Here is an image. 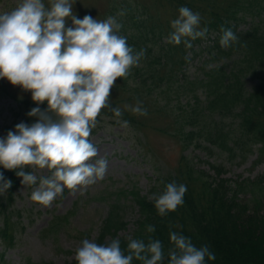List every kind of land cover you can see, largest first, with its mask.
<instances>
[{"label":"trees","instance_id":"obj_1","mask_svg":"<svg viewBox=\"0 0 264 264\" xmlns=\"http://www.w3.org/2000/svg\"><path fill=\"white\" fill-rule=\"evenodd\" d=\"M115 1L102 0L99 20L115 16L126 8ZM126 2L131 9L118 17L123 25L120 34L136 51L146 50V55L127 78H117L111 89L110 103L122 110L120 119L127 120L141 136L154 131L174 138L181 146L177 166L155 178L152 196L162 194L171 182L187 186L183 205L164 217L158 214L150 199L152 196L143 194L136 184L126 189V196L138 210L130 237L145 243L149 237L159 239L164 248L163 264H168V249L173 247L171 232L189 237L197 247L207 245L216 258H206L205 264H264V175L253 180L231 179L222 175L224 166L215 163L210 164L214 172L210 174L185 153L193 145L209 151L217 148L234 152L241 158L255 149L258 152L255 162L264 158V0ZM181 7L199 12L201 28H208L206 37L192 41L190 49L183 42L174 45L166 40L173 31L171 21L178 18ZM221 27L231 28L238 37L228 48L220 46ZM202 54L207 55L201 67L203 75L189 80L186 68ZM224 58L232 63L230 68L226 62L207 66ZM247 77L257 80L250 89L245 86ZM175 82V88L181 90L172 92ZM198 88L206 91L203 99L196 93ZM0 92L8 94L10 91L0 86ZM181 94L191 95L184 105L179 100ZM15 100L19 105L17 111H13L14 123L3 127L6 136L21 122L31 125L37 121V117L28 116L31 109L48 107L47 101L37 104L32 96ZM138 101L147 109L146 116L134 115L125 109V105L135 106ZM17 117H20L18 122ZM104 118L116 123L110 109L102 110L99 122ZM23 170L30 172L27 166ZM17 171L19 169L7 170L0 166V173L12 181V186L0 195V238L8 247L14 243L16 230L11 206L22 180L16 175ZM118 209L119 205L111 204L93 242L107 244L119 239L127 254L128 237L118 236V231L126 226ZM148 225L155 227L154 233L146 231ZM106 236L110 237L108 241H104ZM23 264L38 263L29 260ZM64 264H78V261ZM132 264L142 262L134 259Z\"/></svg>","mask_w":264,"mask_h":264},{"label":"clouds","instance_id":"obj_2","mask_svg":"<svg viewBox=\"0 0 264 264\" xmlns=\"http://www.w3.org/2000/svg\"><path fill=\"white\" fill-rule=\"evenodd\" d=\"M75 0H22L12 11L0 14V78L12 85L30 91L37 104L47 101V109L35 107L28 116L37 117L31 125L23 122L0 138V166L16 170L21 183L34 187L31 200L39 205L51 206L57 196L67 189L82 192L102 181L108 171L106 158L98 156L97 147L90 136L99 123L102 110L110 109L116 123L128 128L129 122L120 119L119 107L110 103L111 89L117 78H127L134 67H139L146 50L136 51L120 34L123 27L118 17L104 20L85 15L77 18L73 12ZM71 20L72 26L66 27ZM201 16L188 7L179 9L177 19L171 21L172 32L167 42L186 48L192 41L204 38L208 28H201ZM220 46L228 48L238 41L231 28L221 27ZM134 115L146 116L147 109L138 101L135 106L125 105ZM50 172L38 177L25 167ZM12 186L0 173V195ZM187 192L185 184L168 183L162 194L150 199L161 217L183 205ZM148 225L146 231L154 233ZM127 254L119 239L98 244L84 239L75 250L78 264H163V244L159 239L127 238ZM173 247L168 249V264H205L215 260L207 245L197 247L189 237L170 233Z\"/></svg>","mask_w":264,"mask_h":264},{"label":"rangeland","instance_id":"obj_3","mask_svg":"<svg viewBox=\"0 0 264 264\" xmlns=\"http://www.w3.org/2000/svg\"><path fill=\"white\" fill-rule=\"evenodd\" d=\"M47 1L44 2L46 6L50 3V0ZM116 1L121 7L125 5V12L131 9L126 5V0ZM21 2L22 0H0V14L14 10ZM101 4L102 0H75L73 12L80 19L90 15L99 20L103 10ZM71 26L69 19L66 21V27ZM205 58L207 55L202 54L189 63L186 68L189 80L203 75L201 67ZM222 62L231 67L232 63L227 58L217 63L211 62L207 66ZM256 82L255 77H247L245 86L250 89ZM173 85L172 92L181 90L175 88L176 82ZM0 86L10 91L8 94L0 92V138H6L3 127L14 123L13 111H17L19 105L15 98L29 97L32 94L19 85H12L4 78H0ZM196 93L200 99L206 95L203 88H198ZM190 98V94H181L179 100L184 105ZM173 101L175 102V99ZM18 121L20 117L16 118V122ZM10 131H15V128ZM140 134L130 126L122 128L109 118L99 122L91 133L90 140L98 149V156L93 160L106 158L108 161L105 178L82 192L71 193L65 189L51 206L45 207L31 200L32 191L38 184L25 186L20 183L11 206L12 220L16 222L14 243L8 247L0 238V264H23L29 260L38 264H64L66 261L75 260V250L81 242L84 239L93 241L98 236L101 221L109 213L112 203L119 205L118 213L126 222V226L118 231V236H131L138 210L130 197L126 196V189L136 184L143 194L152 196L151 187L155 178L173 170L182 153L179 142L172 137L154 131L147 133V136ZM185 153L210 174L214 173L210 170V164L215 163L222 164L225 168L222 175L231 179L240 177L253 180L264 175V158L255 162L258 157L255 149L243 158L236 152L229 153L217 148L209 151L193 145ZM31 171L38 179L50 175L47 169L30 168ZM109 239L110 237L106 236L104 241Z\"/></svg>","mask_w":264,"mask_h":264}]
</instances>
